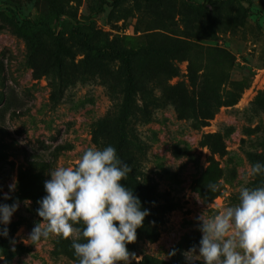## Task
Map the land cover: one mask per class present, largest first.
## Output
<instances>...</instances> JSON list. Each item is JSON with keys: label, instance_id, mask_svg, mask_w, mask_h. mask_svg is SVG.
I'll list each match as a JSON object with an SVG mask.
<instances>
[{"label": "rangeland", "instance_id": "374dc122", "mask_svg": "<svg viewBox=\"0 0 264 264\" xmlns=\"http://www.w3.org/2000/svg\"><path fill=\"white\" fill-rule=\"evenodd\" d=\"M109 48L130 52L123 126ZM93 145L131 167L135 196L139 177L155 186L130 264H203L198 217L264 186L247 174L264 164V0H0V204H18L0 264H78L72 243L28 237L48 173Z\"/></svg>", "mask_w": 264, "mask_h": 264}, {"label": "clouds", "instance_id": "9594fccd", "mask_svg": "<svg viewBox=\"0 0 264 264\" xmlns=\"http://www.w3.org/2000/svg\"><path fill=\"white\" fill-rule=\"evenodd\" d=\"M130 171L113 146L95 145L83 151L74 167L50 171L44 182L46 195L37 201L41 222L32 228L28 241L36 244L52 235L71 238L78 264H130L136 257L127 245L135 242L137 229L149 214L121 183ZM247 174L264 175V164L250 165ZM207 189L216 192L219 185L210 183ZM9 198L5 194L4 199ZM17 207L15 202L0 204V224L10 223ZM198 220L202 235L197 258L203 264H264V186L240 187L238 203ZM0 235L6 237L8 229H0ZM195 251L193 246L190 252Z\"/></svg>", "mask_w": 264, "mask_h": 264}, {"label": "trees", "instance_id": "16d2710c", "mask_svg": "<svg viewBox=\"0 0 264 264\" xmlns=\"http://www.w3.org/2000/svg\"><path fill=\"white\" fill-rule=\"evenodd\" d=\"M59 48H61L60 44H59ZM96 54L101 57L107 56L109 58L118 59L122 64V69H123L124 78H125V90H124V99H123V102L120 108L121 116L119 120H120V125L123 126L126 120L127 110L130 105L131 95L133 93L134 86H135V81H134L131 64H130V52L125 51V50L109 48L106 50L97 51ZM26 160L29 164L36 163L35 161L29 160L28 158ZM45 166H47V164L42 161V166L39 167L38 172H37L39 177H41ZM128 177H129V174H128ZM135 185H136L135 187L136 192L139 193V195H136V197L139 198V201L141 203V209L142 210L147 209L149 215L153 216L154 209H150L149 205L156 202L155 199H156L157 194L155 191L154 184L143 179L141 176L139 177V180L136 181ZM39 195H40L39 199H41L42 197L46 195V193L44 190H42V192H40ZM144 233H147L148 238H153L155 231L153 228L146 227L144 230ZM58 241L63 244L72 243L69 239L59 238Z\"/></svg>", "mask_w": 264, "mask_h": 264}]
</instances>
